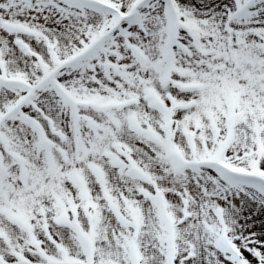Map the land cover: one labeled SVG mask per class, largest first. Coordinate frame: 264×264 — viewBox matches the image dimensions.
I'll return each mask as SVG.
<instances>
[{"label":"snow or ice","instance_id":"snow-or-ice-1","mask_svg":"<svg viewBox=\"0 0 264 264\" xmlns=\"http://www.w3.org/2000/svg\"><path fill=\"white\" fill-rule=\"evenodd\" d=\"M0 264H264V0H0Z\"/></svg>","mask_w":264,"mask_h":264}]
</instances>
